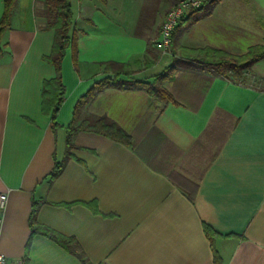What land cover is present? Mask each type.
I'll return each mask as SVG.
<instances>
[{"label": "crops", "instance_id": "obj_1", "mask_svg": "<svg viewBox=\"0 0 264 264\" xmlns=\"http://www.w3.org/2000/svg\"><path fill=\"white\" fill-rule=\"evenodd\" d=\"M37 4L15 0L0 35V192L7 194L0 254L10 263L26 255L25 264H213L214 248L223 264H264V59L237 81L177 68L164 83L173 100L164 103L139 89L103 90L79 121L108 117L130 135V147L79 131L73 157L49 181L77 100L116 76L104 63L128 64L133 77L152 80L176 58L194 66L183 49L245 53L264 44V0H219L192 23L189 11L166 54L155 41L169 0H76L77 54L74 61L68 48L61 61L56 127L41 111L43 82L55 68L46 60L53 31L42 28ZM208 138L222 139L211 158ZM35 202L36 222L73 237L84 261L40 233L30 236ZM204 225L217 233L212 242Z\"/></svg>", "mask_w": 264, "mask_h": 264}, {"label": "trees", "instance_id": "obj_2", "mask_svg": "<svg viewBox=\"0 0 264 264\" xmlns=\"http://www.w3.org/2000/svg\"><path fill=\"white\" fill-rule=\"evenodd\" d=\"M14 1L15 0H5L4 2V12L0 19V35L9 25V18ZM78 1L81 2L82 0ZM100 1L104 2L105 0ZM169 1L174 4L178 0ZM218 1L219 0H206L201 3L200 7L191 9L187 18L188 22L192 23L200 18L210 15ZM37 2L38 6L36 12L43 20L42 28L53 31L52 47L46 60L55 68V76L43 82L41 92V111L42 113L50 115L52 125L53 127H56L57 123L55 117L63 103L65 92L61 79V61L68 48L72 50L73 60H76L77 31L74 26L71 0H37ZM178 26L179 23L176 28ZM183 51L188 53L187 56L189 57L186 59H191L195 62V64L193 63L194 66L189 62L183 61L182 58H176L173 63L161 73L154 75L152 80H142L133 77L134 71L128 64L117 62L104 63L105 68L114 72L116 76L113 78H104L95 82L91 88L77 100L74 107L73 118L66 128L65 155L61 161L54 162V166L49 173V181H53L63 170L68 160L73 157L71 153V150L74 147L72 139L74 134L79 131L94 132L130 147V135L108 117L97 116L79 121L78 117L80 110L94 100L103 90L107 88L119 90L139 89L145 91L157 102L164 103L173 100L172 94L166 89L164 83L171 79V75L177 68H191L198 71H205L210 75L237 81L242 80L246 75V72L251 69L254 63L264 59V44L253 45L242 54H233L224 50L209 47L203 49H183ZM214 136H216V134H214ZM221 141L222 139L208 138L206 148L209 151V158H211L215 150L218 149ZM38 207V203H33L29 217V224L31 227L30 236L32 237V235L40 233L84 261V255L82 251H79L78 244L73 237L61 234L36 222L35 219ZM204 231L208 239L212 242L217 233L207 225H204ZM23 259L27 262L26 255ZM213 264H223L221 257L217 254L214 248Z\"/></svg>", "mask_w": 264, "mask_h": 264}, {"label": "built area", "instance_id": "obj_3", "mask_svg": "<svg viewBox=\"0 0 264 264\" xmlns=\"http://www.w3.org/2000/svg\"><path fill=\"white\" fill-rule=\"evenodd\" d=\"M200 5V0H178L170 6L165 13L159 29L158 38L155 41V47L161 53H169L173 41V32L181 18L184 17L191 9L198 8ZM6 203L7 194L0 192V227ZM0 264H25V260L22 258L16 260L14 263H10L4 255L0 254Z\"/></svg>", "mask_w": 264, "mask_h": 264}, {"label": "rangeland", "instance_id": "obj_4", "mask_svg": "<svg viewBox=\"0 0 264 264\" xmlns=\"http://www.w3.org/2000/svg\"><path fill=\"white\" fill-rule=\"evenodd\" d=\"M71 6H72V9L76 12V10H77V8H76V0H71ZM242 80H243V78H242Z\"/></svg>", "mask_w": 264, "mask_h": 264}]
</instances>
